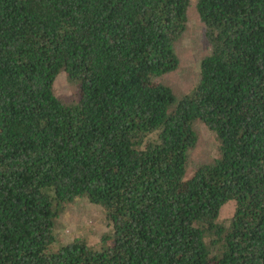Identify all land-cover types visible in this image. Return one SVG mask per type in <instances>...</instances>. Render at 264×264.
<instances>
[{
	"label": "trees",
	"instance_id": "16d2710c",
	"mask_svg": "<svg viewBox=\"0 0 264 264\" xmlns=\"http://www.w3.org/2000/svg\"><path fill=\"white\" fill-rule=\"evenodd\" d=\"M188 5L0 0V264H264V0L194 1L210 47L175 94ZM197 120L216 152L188 174ZM76 196L110 229L52 248Z\"/></svg>",
	"mask_w": 264,
	"mask_h": 264
},
{
	"label": "rangeland",
	"instance_id": "374dc122",
	"mask_svg": "<svg viewBox=\"0 0 264 264\" xmlns=\"http://www.w3.org/2000/svg\"><path fill=\"white\" fill-rule=\"evenodd\" d=\"M194 1L189 0L187 17L180 37L174 42V52L178 58L176 67L157 78L169 85L175 94L188 91L196 82L199 72V60L209 50V42L204 33V25L198 19ZM53 92L63 100L72 98L77 86L70 81L65 72L56 74ZM196 132L194 145L188 150L186 171L191 173L194 168L209 160L216 152L217 140L212 130L201 121L193 123ZM233 209V202L226 201L220 206L219 220L227 222ZM110 229L103 208L89 201L85 196H76L71 201L62 202L53 227L54 242L52 248L74 238H81L87 244L97 247L99 236Z\"/></svg>",
	"mask_w": 264,
	"mask_h": 264
}]
</instances>
